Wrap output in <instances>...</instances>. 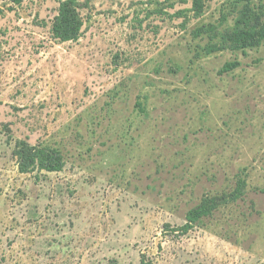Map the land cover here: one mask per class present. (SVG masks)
<instances>
[{"label":"rangeland","instance_id":"rangeland-1","mask_svg":"<svg viewBox=\"0 0 264 264\" xmlns=\"http://www.w3.org/2000/svg\"><path fill=\"white\" fill-rule=\"evenodd\" d=\"M21 1L0 0V264H264V41L208 53L243 4L81 0L61 42L58 0ZM19 141L64 169L21 173Z\"/></svg>","mask_w":264,"mask_h":264},{"label":"trees","instance_id":"trees-1","mask_svg":"<svg viewBox=\"0 0 264 264\" xmlns=\"http://www.w3.org/2000/svg\"><path fill=\"white\" fill-rule=\"evenodd\" d=\"M14 4H20L21 0H8ZM81 0H58L60 8L52 25V32L56 39L61 42L77 41L81 37L84 27V20L80 13L79 2ZM238 4H243V9L236 20L232 31L222 36L220 43L212 44L208 48V53H216L224 50H245L254 48L264 41V3L253 4L251 0H236ZM196 12L201 14L203 4L201 0L194 1ZM215 27L209 30L199 29L197 36L206 32L214 31ZM239 62L226 63L221 73H229L239 67ZM15 155L18 158L19 170L21 173H30L36 168L47 172H61L65 167V160L62 153L57 149L47 147L32 146L26 141H19L16 145ZM234 198H238L242 188L238 189ZM219 206L218 199H206L200 205L188 212L187 224L182 228L187 234L194 224L203 218L211 215L213 210ZM141 264H153L142 260Z\"/></svg>","mask_w":264,"mask_h":264}]
</instances>
